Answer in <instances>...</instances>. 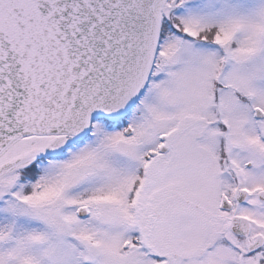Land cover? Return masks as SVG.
Returning a JSON list of instances; mask_svg holds the SVG:
<instances>
[{"label":"rangeland","instance_id":"374dc122","mask_svg":"<svg viewBox=\"0 0 264 264\" xmlns=\"http://www.w3.org/2000/svg\"><path fill=\"white\" fill-rule=\"evenodd\" d=\"M177 11L180 19L173 16ZM163 16L169 29L150 87L133 110L132 134L124 125L111 127V121L99 119L85 144L70 148L64 160L42 166L45 175L39 182L29 179L27 163L3 177L0 258L18 264H140L144 254L132 235L142 227L151 231L152 218L139 214L133 219L129 198L138 192L142 155L166 132L178 153L163 177L177 181L159 186L160 164H155V175L134 199L137 208L145 199L156 203L175 183L180 192H205L206 199L198 200L206 209L202 223L193 222L189 216H198L182 204L189 212H180L176 234L162 232L159 243L180 248L178 264H237L238 244L222 243L226 217L220 205L216 208L214 194L225 172L219 166L227 148L224 134L237 152L251 153L254 128L260 130L255 170L242 172L239 179L247 188L264 190V118L257 120L252 110L264 111V0H169ZM250 153L244 161L252 158ZM83 206L91 210L87 219L77 215ZM204 226L206 242H214L205 254L196 241ZM153 227L151 236L158 230Z\"/></svg>","mask_w":264,"mask_h":264},{"label":"water","instance_id":"95a60500","mask_svg":"<svg viewBox=\"0 0 264 264\" xmlns=\"http://www.w3.org/2000/svg\"><path fill=\"white\" fill-rule=\"evenodd\" d=\"M168 1L0 0V177L59 157L94 121H118L135 107L155 69ZM247 193L237 190L239 203ZM221 207L233 203L224 197ZM250 227L234 215V233Z\"/></svg>","mask_w":264,"mask_h":264},{"label":"flooded vegetation","instance_id":"af4514ba","mask_svg":"<svg viewBox=\"0 0 264 264\" xmlns=\"http://www.w3.org/2000/svg\"><path fill=\"white\" fill-rule=\"evenodd\" d=\"M258 107H253L254 116H255V109ZM260 108V107H259ZM132 115H129L125 118H123L119 122H111L110 126L113 127L114 125L121 127L122 125L127 127H133V123H131ZM256 118V117H255ZM257 120H260L256 118ZM221 120V119H220ZM96 123V122H95ZM95 123L93 124V128L95 126ZM109 123V122H108ZM228 127V126H227ZM126 130V129H125ZM133 130V129H132ZM227 133L231 132V129H226ZM260 132L259 128H254L253 130V136L255 138V141L251 144V153L250 151H244L243 149H240V151L235 149L233 145L230 144V139L228 134H224V138L226 140L227 148L225 150L224 157L219 158V166L222 171H225L224 174H222L224 177L221 180V187L220 192L214 194V200L217 201L216 208L219 207L222 212V215L226 218H223L222 226H224V230L221 234L222 243L227 246H233L236 245V254L238 256L237 258V264H264V214H261L264 212V208L262 209L261 206H264V199L261 198V192H264V190H257L255 187L247 188L243 186V179L240 180V176L242 172L247 170H255V157L259 155V135ZM169 135L164 132L160 135L158 142L155 144V146L152 148L150 147L143 155V168L140 170L141 176L140 180L137 181V184L139 187L136 189L138 192L134 193V197L132 198V194L130 195V211L129 214L134 219L135 216L144 215L148 217H151L152 219L149 222V226H151V231L149 229H145V227H142L140 230V233H137L138 230L134 232L132 236H134V240L136 245H139L142 249L143 258L139 260L140 264H144L142 261L145 259H151L154 260L153 264H178L180 261V254L178 250L180 248H176L175 243L174 246H170L164 248L163 245L159 243L158 238L162 234V232L169 234V230L176 234V230L179 222V219L181 215L180 212L187 213L189 212V209H182L181 205H185L186 207H190L192 210L191 213L195 212V216H189V218L193 219V222L196 223H202L203 219L200 214H203V216H206L204 213H206V209L198 202L200 199H206V193L205 192H198L194 193L191 190H184L183 192H180L179 184L175 183L174 188L170 192H163L161 199H159L156 203L153 202H147L151 201V199L147 200L145 199L142 203L143 208H137V205L139 206V202L134 201L135 197L138 195V193L143 190L145 183L152 179V177L155 175L153 172L156 168V165L158 162L160 164V168L158 170V185L160 186L163 184V186L169 185L171 183H174L177 180H172V178L167 179L165 175L166 167L171 165L173 161L175 160V156L178 153V150H174L176 148L172 142L171 144L168 142ZM229 143V144H228ZM69 152V151H68ZM68 152H63V154L55 159L52 158H46V157H39L33 161H31L28 166H30V172L28 173L29 179H31V182H39L41 178L45 175V170L42 169V166L49 165L53 161H62L66 158ZM250 153V156L252 157L250 160L244 161V158H246ZM227 162V163H225ZM26 164V165H27ZM226 165V167H225ZM227 168V169H226ZM157 170V169H156ZM229 175V179L226 177ZM245 179V177H244ZM229 180V181H228ZM3 177H0V185L2 184ZM228 181V182H227ZM235 184V185H234ZM234 185V186H233ZM162 186V187H163ZM161 187V188H162ZM38 189H43V184H38ZM238 189H247V200L244 203L238 202V195L237 190ZM31 190V189H30ZM135 190V191H136ZM142 192V191H141ZM147 193L146 195L148 196ZM32 196V191H28L27 197ZM210 197V195H209ZM208 197V198H209ZM224 197H227L231 203H233L232 209H223L221 207V202ZM2 202V200H0ZM79 210V209H78ZM77 210V215H78ZM252 210V211H251ZM218 211V210H217ZM251 211V212H250ZM143 213V214H141ZM234 215H239L246 217L250 220V231L247 235L245 234H236L234 233L232 229V218ZM79 216V215H78ZM91 216V210L89 211V216L83 219H87ZM184 220V219H182ZM148 221V220H147ZM199 221V222H198ZM157 226V231H155V235L151 236L149 233L152 232L153 226ZM228 227V233L232 238H235L236 242H231V240L228 239L227 236V230L225 228ZM199 229V228H198ZM205 226L199 229L200 234L198 235L197 241V249L207 253L209 250H211V246L214 243L213 240H208L207 232L204 230ZM15 233V232H14ZM13 233V234H14ZM151 236L152 240H149V237ZM177 235H175L176 237ZM220 239V242H221ZM159 246H158V245ZM179 244V241H178ZM129 245V244H128ZM163 248V251H158L155 248ZM154 248V249H153ZM152 250V251H151ZM199 251V252H200ZM152 254V255H151ZM188 254H183L181 260H186ZM152 256V257H151ZM181 257V256H180ZM184 257V258H183ZM200 259V261H202ZM0 264H18V260L14 258H0ZM197 264V263H196Z\"/></svg>","mask_w":264,"mask_h":264},{"label":"trees","instance_id":"16d2710c","mask_svg":"<svg viewBox=\"0 0 264 264\" xmlns=\"http://www.w3.org/2000/svg\"><path fill=\"white\" fill-rule=\"evenodd\" d=\"M178 15V11L177 12H175V13H173V16H177ZM178 17V16H177ZM176 17V18H177ZM179 19H180V17H178ZM170 24V22L169 21H166L165 20V23L163 24V29H162V41L164 42V40H165V37H163V34L165 35V33L166 32H164V31H166L167 30V27H168V29H169V25Z\"/></svg>","mask_w":264,"mask_h":264}]
</instances>
